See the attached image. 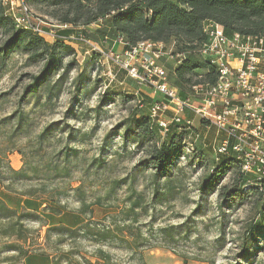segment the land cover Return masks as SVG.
<instances>
[{
  "label": "trees",
  "instance_id": "trees-1",
  "mask_svg": "<svg viewBox=\"0 0 264 264\" xmlns=\"http://www.w3.org/2000/svg\"><path fill=\"white\" fill-rule=\"evenodd\" d=\"M26 2L41 10L45 16L52 18L58 26L55 31L62 37L69 38L71 35L83 37L85 42L82 41V44H86L93 52L91 60L93 65L96 64L95 62L100 63L103 52L95 50L86 41L98 45L101 42V45L112 47L114 52L120 46L116 42L118 38H123L129 45L145 39L174 43L175 52L183 51L187 54L183 62L177 63L173 69L175 79L172 84L179 87L183 97L192 93L193 84L207 80L215 82L218 78L215 67L210 65L208 60L199 58L195 52L197 44L205 39L202 29L205 20L212 19L222 23L227 34L236 31L264 33V0H26ZM0 33L7 36L0 44V71L14 54L26 56L29 62L44 64L38 75L30 76L31 82L25 85L19 100L20 104L30 97L39 100L43 95L42 92L47 94L49 102L59 97L63 86L70 80V71L79 66L75 58H72L68 64L64 63L65 55L75 52L68 40L58 37L50 42L31 29L17 27L14 20L7 15L2 0H0ZM120 68L128 74L126 69ZM95 69L97 72V67ZM200 70L207 72L198 74ZM200 75L202 78H199ZM55 76H58L56 80ZM54 80L55 82L52 83ZM103 81L102 77L93 79L87 69L79 73L72 81V84H75V91L72 92L67 115L82 119V115L87 116L92 111H101L102 105L106 102H115V99L109 96L110 92L106 91L96 106L83 108L77 113L76 103L80 105L82 98H90L94 95L101 88ZM186 114V118L174 120L164 130L151 118L149 108L147 114L134 115L121 124L125 142L134 141L141 145L148 143L153 145L151 156L146 162L155 170L154 181H158L161 175L171 178L179 167V159L183 156L187 158L186 165L179 168L177 173L182 172L185 167L192 169V172L197 171L199 167L211 168L212 172L209 176L199 183L201 192L217 193L222 203L237 209L254 199L256 212L247 226L243 250L240 253L244 258L249 259L253 256L251 250L253 244L259 241L264 243V177L258 179L246 173L231 150L228 153L217 154L211 160L202 149L186 148L185 140L199 137L197 127L192 124L194 114L189 111ZM11 118L15 119L16 127L10 137L23 133L26 134L25 138L30 137L25 129L30 119L24 113L14 115L8 118V121ZM201 124L207 123L202 120ZM163 130L169 138L160 141L159 133ZM57 131L60 133L59 137H56ZM65 133L71 144L85 140L80 129L76 130L66 122L63 126H60L59 122L50 123L33 138V146L25 154L22 150L19 151L24 155L22 168L15 169L10 166L7 157L0 158V186L3 195L0 194V237L13 240L2 244L0 253L12 251L16 252L19 259H28L35 252L33 247L29 249L25 246L32 241L33 231L29 226L31 222L46 226L47 241H52L59 248L65 243L74 246L71 249L74 258L80 253L82 238L97 243L105 240L113 243L121 241L126 243L132 253L137 252L138 246L151 244L153 237L157 244V239L165 243L162 245L176 243L181 233L172 226L161 228L158 237L157 230L153 228L149 237L139 233L129 241L123 231L127 220L112 228L101 227L98 222L89 218L90 214H87L84 205L79 211L81 214L78 212L80 215L73 216L67 203L61 198L65 194L64 188H56L53 183L54 177H61L63 181L70 176V161L78 156L77 147L71 148L66 145L59 148L62 142L57 141ZM227 176H230L233 182L222 185ZM33 180H39L40 184L28 188L17 186ZM158 189L155 191L156 196L165 195L166 192L162 193ZM13 194L20 198L18 204L12 206L4 196ZM82 214L88 216V219ZM65 215L79 220L73 224L57 221L59 217ZM128 227L131 228L132 224ZM263 249L264 246L257 245V250ZM40 251L43 253L40 255L48 253L46 249ZM80 255L83 264H120L113 259L110 251H104L101 247L93 252L95 260L81 253ZM138 258L144 264L142 252L139 253ZM53 264L74 263L56 259Z\"/></svg>",
  "mask_w": 264,
  "mask_h": 264
},
{
  "label": "rangeland",
  "instance_id": "rangeland-1",
  "mask_svg": "<svg viewBox=\"0 0 264 264\" xmlns=\"http://www.w3.org/2000/svg\"><path fill=\"white\" fill-rule=\"evenodd\" d=\"M31 9L34 17L42 20L47 29L54 31L58 27L56 22L45 16L41 10L33 5ZM71 36L73 38L67 42L73 46L75 52L65 55L64 63L68 64L72 58H75L79 66L70 71V80L63 86L60 96L53 98L52 102L47 100L45 92H42L43 95L39 100L30 97L22 104L19 102L25 85L31 82L30 76L40 73L44 66L43 62L32 63L26 56L14 54L0 71V96L2 95L0 98V158L7 157L10 166L15 169L22 168L24 155L19 151L22 150L25 154L33 146V138L44 126L57 122L63 126L66 122L76 130L80 129L85 138L71 144L65 133L57 141L62 142L59 148L69 145L71 148L78 149V156L74 157L69 164L70 176L63 181L61 177H54L53 182L56 188H64L65 194L61 198L67 203L73 216L80 215L79 211L84 205L87 214H90L89 218L98 222L101 227L112 228L127 220L123 231L129 241L139 233L149 237L150 230L153 228L157 230L158 237L159 230L165 226H172L181 233L173 244L162 245L165 243L160 242L159 239L157 244L153 237L151 244L138 246L136 253H132L126 243L121 241L113 243L105 240L97 243L91 239L82 238L80 253L95 260L93 252L101 247L104 251H110L113 259L120 264H142L138 258L141 252L144 264H264V249L257 250L258 244L264 246L262 241L253 244L251 247L253 256L249 259L240 255L247 226L256 212L254 199L237 209L222 203L217 193L201 192L199 183L209 176L212 170L199 167L197 171L192 172V169L185 167L182 172L177 173L179 168L186 165L187 158L183 156L179 159V167L171 178L161 175L158 181H154L155 170L146 162L151 156L153 145L150 143L141 145L134 141L126 143L121 124L134 115L147 114L149 104L152 101L161 100L162 96L157 94L150 84L129 76L120 68L121 66L114 64L112 57L115 56V52L112 47H107L106 44L101 45V42L99 45L93 43L98 47L97 51L103 52L100 63L95 62L96 64L93 65L91 61L93 52L86 44H82V41L85 42L84 38L80 35ZM6 37L0 33V44ZM46 40L55 41L52 38ZM168 50L171 54L175 53L171 45L168 46ZM116 52H122L121 45ZM121 59L124 60L122 56ZM161 61L166 66L171 83L174 82L173 69L177 60L166 57ZM93 66L97 67V72ZM136 67L140 69L139 64ZM86 69L93 79L102 77L104 81L94 95L90 98H82L80 105L76 103L77 113H80L83 108L96 106L106 91L110 92L109 96L114 98L115 102H106L102 105L101 111H92L87 116L82 115V119L73 118L67 115L70 110L72 92L75 91V84H72V81ZM139 72L142 73V70ZM202 73H205V70H200L198 74ZM57 77L55 76V80ZM124 96L127 97L124 98ZM19 113H24L30 119L29 125L25 128L30 135L28 138L24 137L26 135L24 133L10 137L16 125L14 118L9 121L8 118ZM166 118L163 120L168 122V126L174 122L170 115H166ZM201 122L199 117H194L192 124L197 127L199 137L188 138L184 144L188 149L195 147L204 150L212 160L216 155L213 145L221 139V136L217 135L215 127L209 124L202 125ZM164 130L159 133L160 141L169 138ZM59 134L57 131L56 137H59ZM224 180L222 185L233 182L230 176ZM25 184H17V186L28 188L39 185L40 181L33 180ZM78 186L80 187L77 188ZM157 189L162 193L166 192L165 195L156 196ZM0 194L2 195L1 186ZM4 197L12 206L17 205L20 198L16 194ZM82 216L88 217L84 214ZM79 217L82 219L81 216ZM78 220L79 218L68 215L57 219L58 222L65 224H73ZM130 224H132V230L128 227ZM29 226L33 231L32 241L25 246L29 249L33 247L35 252L28 259H19L16 252L3 251L0 253V264H53L56 259L83 264L80 253L77 258L73 257L71 249L74 246L65 243L59 248L52 241H47L46 226H41L37 222H31ZM12 241V239L0 237V246ZM41 249H46L48 253L40 255L43 254ZM60 254L62 255L59 257Z\"/></svg>",
  "mask_w": 264,
  "mask_h": 264
},
{
  "label": "built area",
  "instance_id": "built-area-1",
  "mask_svg": "<svg viewBox=\"0 0 264 264\" xmlns=\"http://www.w3.org/2000/svg\"><path fill=\"white\" fill-rule=\"evenodd\" d=\"M2 4L17 27L31 29L45 39L62 37L34 17L26 0H2ZM202 29L205 39L197 44L195 52L215 67L218 78L215 82L207 80L193 84L192 93L186 97L180 94L178 86L171 83L161 61L170 57L177 60L176 64L183 62L185 52L171 54L168 50L170 45L175 48L174 43L169 45L162 40L145 39L129 45L123 38H118L116 42L121 45L122 52L115 51L112 61L126 69L129 76L150 84L162 96L161 100L149 104L151 118L162 128H168V122L163 120L167 119L166 115L178 121L186 118L189 111L215 127L217 135L221 136L213 145L216 155L231 150L246 173L263 178L264 33L236 31L227 34L224 25L212 19L205 20ZM62 38L67 41L73 36ZM87 42L98 49L92 42Z\"/></svg>",
  "mask_w": 264,
  "mask_h": 264
}]
</instances>
